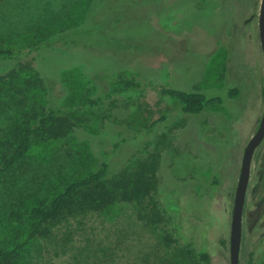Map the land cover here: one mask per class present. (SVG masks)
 <instances>
[{"label": "rangeland", "instance_id": "1", "mask_svg": "<svg viewBox=\"0 0 264 264\" xmlns=\"http://www.w3.org/2000/svg\"><path fill=\"white\" fill-rule=\"evenodd\" d=\"M260 5L0 0V46L23 50L32 67L20 71L16 84L37 73L44 80L26 92L22 106L18 98H3L0 153L27 120L25 111L80 107L74 130L57 139L36 137L18 163L0 172V249L18 250L14 264H202L193 252L202 247L209 264H230L242 156L264 111ZM18 67L14 59L0 58V75ZM121 79L136 86L125 87ZM161 87L222 97L237 87L240 95L188 116ZM113 89L118 91L108 95ZM145 101L151 113L141 111ZM158 151L161 183L171 202L178 196L177 213L154 207L153 195L144 208L119 203L50 224L47 235H31L37 222L32 209L48 204L72 180L105 160L115 174ZM261 198L264 141L253 158L240 264L264 257V215L253 224L247 214Z\"/></svg>", "mask_w": 264, "mask_h": 264}, {"label": "trees", "instance_id": "2", "mask_svg": "<svg viewBox=\"0 0 264 264\" xmlns=\"http://www.w3.org/2000/svg\"><path fill=\"white\" fill-rule=\"evenodd\" d=\"M0 58L14 59L19 66L0 75V103L4 97L16 100L18 98V102L22 106L28 99L26 92L31 91L30 89L34 87L44 86V80L37 73L24 80L23 86L16 84V80L20 77V71L32 68L29 62L24 61L26 53L23 50L0 46ZM120 83L125 87L136 86V83L130 79H121ZM117 91L118 89H113L108 95ZM160 92L162 95L172 98L180 110L188 116L199 114L211 105L223 104L226 100L237 98L240 95V90L237 87L229 89L223 97L210 96L201 91H186L168 87H161ZM100 99L101 97L98 100ZM85 106L87 107L88 104L83 107ZM139 107L141 111L152 112L150 104L146 101L140 102ZM77 108L80 107H72L69 110L60 107H43L39 111L32 107L31 110L25 111L24 115L27 120H23L24 123L22 122L23 124L18 126L20 130L16 126L13 140L10 139L0 153V172L8 171L18 163L29 152L36 137L42 140L57 139L74 130L80 123L75 116ZM235 135H237L236 132ZM160 162V152H153L139 159L134 166L122 168L117 173L111 174L109 161H103L98 169L69 182L51 198L48 204H42L32 209L31 214L37 218V222L33 226L31 235H47L51 232L50 224H61L69 221L71 217L89 212H100L119 203L135 204L139 208H144L148 200L152 201L153 195L157 196V203L154 202V207L158 204L160 208L170 214L177 213L178 208L176 207L179 198L178 196L174 197L172 193L174 203L171 202L172 197L168 196L170 189L161 183ZM260 201V205L247 213L253 224L257 223L264 215V198H261ZM156 213L159 215V209ZM140 217L143 219L142 214ZM181 251L190 253V250L186 248H182ZM193 252L202 264L210 263L211 256L205 247ZM16 256L18 257V250L16 254V250L0 249V264H14ZM251 264H264V257L261 256L257 260H253Z\"/></svg>", "mask_w": 264, "mask_h": 264}, {"label": "water", "instance_id": "3", "mask_svg": "<svg viewBox=\"0 0 264 264\" xmlns=\"http://www.w3.org/2000/svg\"><path fill=\"white\" fill-rule=\"evenodd\" d=\"M259 37L264 59V0H261L259 13ZM264 141V111L257 130L249 139L242 156L240 175L237 181L230 228V264H240L243 234V216L252 164L256 149Z\"/></svg>", "mask_w": 264, "mask_h": 264}]
</instances>
